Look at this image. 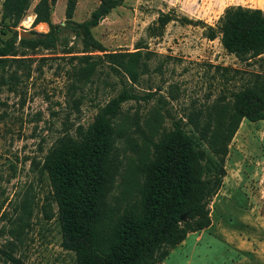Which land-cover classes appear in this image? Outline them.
Listing matches in <instances>:
<instances>
[{
    "label": "trees",
    "instance_id": "16d2710c",
    "mask_svg": "<svg viewBox=\"0 0 264 264\" xmlns=\"http://www.w3.org/2000/svg\"><path fill=\"white\" fill-rule=\"evenodd\" d=\"M31 1L1 0L0 86L13 88L21 76H28L30 59L24 57V50L54 49L65 39L62 33L66 31L79 38L82 45L80 51L72 46L65 51L73 53L69 59L77 60L68 71L72 92L92 83L97 73L104 72V66L120 75L122 84L116 95L97 105L87 126L78 125L74 134L65 131L43 157L41 170L49 181L51 203L56 206L61 246L74 254L75 264L163 261L189 232L210 225V203L222 185L229 144L241 120H264V73H253L231 93L229 101L216 99L190 109L183 115L186 121L182 117L173 119L168 130L159 128L163 115L155 106L144 120L147 132L137 125L142 142L138 146L141 157L136 172L140 178L133 186L135 191L124 188L114 196L121 163L119 142L122 137L127 139L129 132L122 106L130 100L148 102L154 97V92L139 94L133 87L149 71L151 53L143 52L140 45L134 51L108 52L94 37L92 28L121 0H100L89 17L80 22L72 19L77 0H67L64 25L50 22V5L56 0H39L32 25L39 23L45 29L44 23H48V31L37 32L36 38L19 39L16 27ZM171 19L169 13H160L148 28L152 34L161 35ZM183 20L201 23L186 17ZM204 30L208 39L219 37L223 48L242 60L264 55L261 8L228 6L218 24L206 25ZM78 99H74L75 106ZM8 243L3 264H18L11 252L14 242Z\"/></svg>",
    "mask_w": 264,
    "mask_h": 264
},
{
    "label": "rangeland",
    "instance_id": "374dc122",
    "mask_svg": "<svg viewBox=\"0 0 264 264\" xmlns=\"http://www.w3.org/2000/svg\"><path fill=\"white\" fill-rule=\"evenodd\" d=\"M38 1H31L16 27L18 33L22 29L48 31V23H44L45 29L39 23L32 25ZM99 2L77 0L72 19H87ZM231 5L264 10V0H121L92 28L94 37L108 52L134 51L140 45L143 52L151 53L149 71L133 87L139 94L154 92V97L148 102L130 100L122 106L129 132L127 139L122 137L119 142L121 163L114 196L124 188L135 191L133 186L140 178L136 172L141 157L138 146L142 142L137 125L147 132L144 120L155 106L163 115L159 128L168 130L173 119L182 117L186 121L183 115L194 107L220 98L229 101L231 93L253 73H264V55L242 60L227 52L219 37L205 36L206 25L216 26L224 9ZM66 7L67 0L52 3L50 22L64 25ZM160 13H169L172 19L161 35H154L148 27ZM184 17L201 23H185ZM62 34L65 39L54 49L24 50V57L30 59L28 76H21L13 88L0 86V264L6 260L4 252L9 250V241L14 242L11 252L18 264H75L74 254L61 246L56 206L51 203L49 181L41 170L43 157L65 131L74 134L78 125L87 126L97 105L116 95L122 84L121 76L104 66V72L97 73L92 83L72 92L68 71L77 60L69 59L73 53L65 51L69 46L80 51L82 45L68 31ZM77 98L80 102L75 106ZM184 126L191 131L189 125ZM224 166L226 174L218 201L213 204L217 192L210 213L215 209L214 218L223 213L224 219V213H228L230 217L226 218L236 222L239 205L245 200L239 191H247L253 202H264V120H241ZM222 191H233V196L228 199ZM214 253L222 254L223 250L216 248ZM172 257L175 262L176 257Z\"/></svg>",
    "mask_w": 264,
    "mask_h": 264
},
{
    "label": "crops",
    "instance_id": "0c3cea01",
    "mask_svg": "<svg viewBox=\"0 0 264 264\" xmlns=\"http://www.w3.org/2000/svg\"><path fill=\"white\" fill-rule=\"evenodd\" d=\"M232 192L222 191L221 195L231 199ZM239 192L245 200L239 205L236 222L226 218V215L230 217L228 213H224L225 219L223 213L214 218L215 209L212 208L210 225L189 232L163 261L156 264H214L216 258L217 264H264V202L259 199L253 202L247 191ZM217 196L219 192L213 204L218 201ZM216 248L222 249L223 253L215 254ZM172 256L176 257L175 262Z\"/></svg>",
    "mask_w": 264,
    "mask_h": 264
},
{
    "label": "water",
    "instance_id": "95a60500",
    "mask_svg": "<svg viewBox=\"0 0 264 264\" xmlns=\"http://www.w3.org/2000/svg\"><path fill=\"white\" fill-rule=\"evenodd\" d=\"M103 17H101L100 19H102ZM19 39L21 38H36L38 37V33L37 32H31V31H27L25 29H22L19 31ZM181 219L184 220L185 219V215L181 216Z\"/></svg>",
    "mask_w": 264,
    "mask_h": 264
}]
</instances>
